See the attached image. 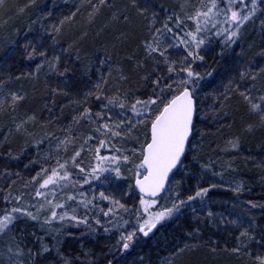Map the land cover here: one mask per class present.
<instances>
[{"label":"trees","instance_id":"16d2710c","mask_svg":"<svg viewBox=\"0 0 264 264\" xmlns=\"http://www.w3.org/2000/svg\"><path fill=\"white\" fill-rule=\"evenodd\" d=\"M199 1L0 0V197L29 201L0 208L26 252L34 250L29 264H260L264 258V5L218 0L221 9L198 33L200 47L187 51L179 44L187 60L177 64L157 41L179 42L186 28L180 9ZM233 11L247 19L234 21ZM184 88L192 90L197 114L181 167L153 200L132 179L118 208L105 207L107 232L92 198L69 196L68 179L39 182L60 167L43 164L33 147L40 138L86 128L114 97L155 100L136 104L138 112L130 107L138 117L157 106L154 119L162 107L157 97ZM212 173L242 187L228 189ZM203 189L206 194L188 200ZM169 190L176 198L167 209L179 210L156 222L148 237L138 231L122 239L118 228L128 208L158 202ZM45 192L71 200L57 205L56 226L46 233L36 223L48 221L31 215ZM226 215L233 224L219 226L215 217Z\"/></svg>","mask_w":264,"mask_h":264},{"label":"rangeland","instance_id":"374dc122","mask_svg":"<svg viewBox=\"0 0 264 264\" xmlns=\"http://www.w3.org/2000/svg\"><path fill=\"white\" fill-rule=\"evenodd\" d=\"M243 1L240 0L239 5H237L240 6L242 3L243 6ZM257 1V4L262 2L264 5V0ZM220 9L221 4L218 3V0H200L198 4H184L180 9L179 17L185 23L186 28L182 29L181 34H178L180 41L175 42L174 38L161 37L156 46L164 50L166 57L173 62L183 63L187 60V56L178 47L179 44L187 51L191 49L193 51V45L196 44L200 47L201 44L198 43L197 38L198 33L207 27V16L218 13ZM205 13L207 15H204ZM192 40L195 42L194 44ZM1 94L2 90H0V96ZM110 101H112L111 104L107 102L101 106L100 111L95 112L94 120L86 128L78 126L68 131H52L33 144L34 148L42 151L43 164L49 163L53 167L60 166L59 172L54 178L47 177L46 172L42 176H46V178L39 182L45 184V181L54 183L55 180L61 182L63 179H68L72 185L69 196L76 197V200L78 197L92 198L97 203L96 212L99 213L98 216L106 218L101 222L106 227L104 232L108 231V214L105 207L116 206L118 208L119 200L121 201L129 188L133 186L132 179L143 174L136 165L140 164L142 159V146L146 145L150 139V121L153 119L150 117L153 115V111L157 109V106H153V111L147 110L144 114H139L136 117L134 114H130V107L135 102L132 100L131 102L129 98L114 97ZM121 104L124 105L123 108L120 107ZM125 157L127 160L124 159ZM212 175L214 178L218 177V182L228 189L238 190L242 187L241 182L230 180L216 173L210 174V176ZM172 191L174 190H169L167 195L158 202H143L140 203V206L128 208L130 210L126 213L125 221L118 228L121 230L122 236L126 238L129 234H133V238L141 225L150 226L157 214L166 212L168 206L176 198L175 192ZM70 201L69 197H64L61 200V196L54 194V192L41 194L34 204L36 214L31 213V215H38L37 217L42 221L48 222H37L36 228L46 233L55 227L56 224L52 222L55 208L57 205H65ZM27 204L29 201L23 195H18L15 201L13 198L0 197V207L13 205L21 208ZM31 212H33V208ZM1 213L0 208V221L3 220ZM65 216L68 215L65 213ZM215 218H219V226L228 225L227 222L231 224L234 222L231 216L227 215ZM18 234L19 232L12 228L9 223L6 228L0 230V264L31 263L28 254L33 253L34 250L27 247L29 250L26 252L25 245L22 244L20 234ZM107 235L108 233H105V236Z\"/></svg>","mask_w":264,"mask_h":264},{"label":"snow or ice","instance_id":"6c2138e0","mask_svg":"<svg viewBox=\"0 0 264 264\" xmlns=\"http://www.w3.org/2000/svg\"><path fill=\"white\" fill-rule=\"evenodd\" d=\"M215 7V4H213ZM211 11V9H210ZM204 15H207L205 13ZM232 19L238 21L240 19H247V17L238 16L237 12L232 13ZM192 55V53H189ZM171 71V69H170ZM188 76H193L191 71L188 72ZM184 83H187L185 81ZM171 88V85L167 86ZM17 97H13L16 99ZM99 99V97H97ZM162 104L155 118L151 120L150 127V140L146 145L142 146V159L140 164L136 165L138 169L144 170V175L142 180H137V184L140 187L141 192L146 190L150 191L152 195L163 187L164 180L168 176V173L181 161V156L185 150V142L188 139L193 115H194V103L190 92L185 88L179 94H173L170 98L157 97ZM111 104L112 101H109ZM143 103L145 106L148 104L156 103L155 100L139 101L136 104ZM136 104L132 105L134 112H138ZM121 108L124 107L123 104L120 105ZM257 107L256 105L253 106ZM79 155V153H77ZM127 160V157L124 158ZM118 172V169H117ZM50 181H45V184ZM208 189H203L195 194V197L190 196L188 200H193L196 197H201L206 194ZM103 195V194H101ZM181 204L186 203V201H181ZM173 210H179V205L174 204L173 208L166 209V212H161L157 214L154 218V222L148 227V231L156 226V222L165 218V215H171ZM18 211V210H17ZM63 218V217H61ZM11 221L10 216H5L2 221H0V230L6 228L8 223ZM147 223V222H146ZM146 236L148 231H144V228L139 229ZM133 234H129L126 238L131 240ZM123 247L126 249L129 247L128 243H124ZM260 264H264V258H260Z\"/></svg>","mask_w":264,"mask_h":264},{"label":"water","instance_id":"95a60500","mask_svg":"<svg viewBox=\"0 0 264 264\" xmlns=\"http://www.w3.org/2000/svg\"><path fill=\"white\" fill-rule=\"evenodd\" d=\"M184 89H185V88H184ZM184 89H183V90H184ZM186 89L190 92V94H191V96H192V98H193V103H194V115H193V121H192L191 130H190V133H189L188 139H187L186 142H185V150H184V153H183L182 156H181V161H182V162L178 163L177 167L173 168V169L168 173V176H167L166 179L164 180L163 187H162L161 189H159V190L156 192L155 195H152V193H151L150 191H148V190H146V191H144V192H141L140 187H139V185L137 184V180H142V179H143V175H144V173H143L142 175H140V176H137V177L134 179V187H135L136 191H137L141 196H143V197H145V198H147V199H150V200L156 199V198L160 197L161 195H163V194L167 191L168 186H169V183H170V181H171L173 175H174V174L176 173V171L181 167V165H182V163H183V159H184V157H185V155H186V153H187V150H188V147H189V143H190L191 138H192V136H193V125H194L195 118H196V114H197V105H196V99H195V97H194V95H193V93H192V90H191L190 88H186ZM183 90H182V91H183ZM180 92H181V91H180ZM180 92H179V93H180ZM179 93H177V94H179ZM150 127H151V125H150ZM150 135H151V133H150ZM149 140H150V139H149ZM148 142H149V141H148ZM141 227L144 228V231H148V227H149V226L146 227V226L142 225ZM141 227H140V228H141ZM156 227H157V223H156V226H155L154 228H152L151 231H148V234L146 235V237H148L149 235L153 234V232L155 231ZM140 228H139V229H140ZM139 231H140V230H139ZM140 232H141V231H140ZM141 233L143 234V232H141ZM143 235H144V234H143ZM144 236H145V235H144Z\"/></svg>","mask_w":264,"mask_h":264}]
</instances>
